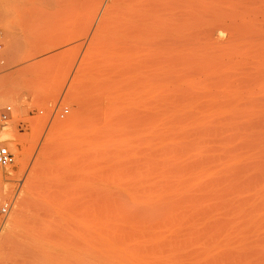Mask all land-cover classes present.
Masks as SVG:
<instances>
[{"label":"bare ground","instance_id":"bare-ground-1","mask_svg":"<svg viewBox=\"0 0 264 264\" xmlns=\"http://www.w3.org/2000/svg\"><path fill=\"white\" fill-rule=\"evenodd\" d=\"M13 1V11H20ZM71 1L90 18L91 43L111 44L123 59L107 63L105 77L93 83L102 93L86 110L87 138L99 160H112L113 187L125 188L132 203L150 199L151 211L127 210L109 193L106 169L97 189L41 191L34 214L17 231L15 220L28 205L24 196L9 228L17 257L25 264H264V150L243 159L240 147H221L230 141L217 118L230 64L207 63L209 55H201L233 51V44L214 45L205 28L218 0ZM131 153H142L134 164L114 159ZM254 190L260 195L237 196ZM189 204L190 215L179 217ZM174 217L186 223L187 234L177 230L141 246L163 235Z\"/></svg>","mask_w":264,"mask_h":264},{"label":"rangeland","instance_id":"rangeland-1","mask_svg":"<svg viewBox=\"0 0 264 264\" xmlns=\"http://www.w3.org/2000/svg\"><path fill=\"white\" fill-rule=\"evenodd\" d=\"M19 2L20 11H13V0H0V113L8 104L13 109L4 122L1 136L3 143L15 154L12 164L0 167L4 174L0 179V264H25L23 258H18L15 253L14 237L9 229L24 196H28V205L22 216L15 220L17 231L34 214L41 191L55 188L70 192L78 188L97 189L103 185L102 170L106 169L109 193L121 197L127 210L134 209L138 213L151 211L150 199L132 203L125 188L119 190L113 187L115 168L112 160H99L87 138L86 110L90 102L102 93L101 88H95L94 84L105 77L107 63L123 62L121 52L111 44L98 42L96 48L91 43L93 30H88L90 18L82 16L86 13L76 8L71 0ZM205 28L214 45L223 48L233 44L231 54L221 52L217 56L214 54L217 49L201 54L209 55L207 63L218 59L220 63L230 64L226 85L221 86L222 94L227 95L221 97V105L225 106H222L217 118L220 129L224 131L222 135L228 136L231 142L228 140L221 147H240L245 151L243 159L258 157L264 150V0H218ZM231 29L235 31L232 43L228 32ZM195 91L199 94L205 89H194L192 92ZM65 108L67 112L61 116ZM145 147L136 145L138 150ZM134 153L121 154L114 159L123 165H131L142 155ZM214 173L197 180L195 187L204 186L207 179L215 176ZM247 176L244 174L243 178ZM160 180L164 186L165 179ZM125 182L133 184L136 179L125 178ZM253 194L260 195L254 190L237 196ZM209 201L201 202L202 206H207ZM5 204H8V212L3 214L1 208ZM187 206L186 212L179 209L183 212L179 217L183 215L186 219V214L190 215L191 205ZM170 226L163 229L160 237L142 240L145 242H140L141 246L168 239L177 230L188 232L186 229L189 228L175 217L171 218ZM122 230L128 233L132 229ZM122 234L126 236L129 233ZM195 247L199 244L190 248Z\"/></svg>","mask_w":264,"mask_h":264},{"label":"built area","instance_id":"built-area-1","mask_svg":"<svg viewBox=\"0 0 264 264\" xmlns=\"http://www.w3.org/2000/svg\"><path fill=\"white\" fill-rule=\"evenodd\" d=\"M12 106L10 104L3 107L1 113H0V167H5L14 162L15 154L11 149L3 143V137L2 135V129L4 127V122L11 116L12 114ZM67 112V109L65 108L60 115L63 116L64 113ZM1 212L3 214H6L8 212V204H5L1 208Z\"/></svg>","mask_w":264,"mask_h":264}]
</instances>
